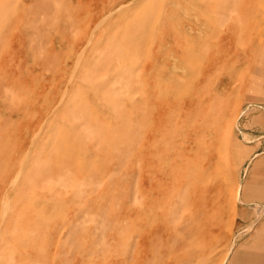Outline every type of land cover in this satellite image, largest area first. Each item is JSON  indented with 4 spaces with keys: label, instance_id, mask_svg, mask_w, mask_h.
I'll use <instances>...</instances> for the list:
<instances>
[{
    "label": "rangeland",
    "instance_id": "1",
    "mask_svg": "<svg viewBox=\"0 0 264 264\" xmlns=\"http://www.w3.org/2000/svg\"><path fill=\"white\" fill-rule=\"evenodd\" d=\"M0 264H264V0H0Z\"/></svg>",
    "mask_w": 264,
    "mask_h": 264
}]
</instances>
